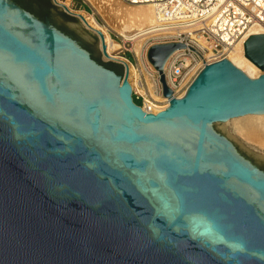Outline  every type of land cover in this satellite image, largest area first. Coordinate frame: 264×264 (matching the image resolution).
<instances>
[{
    "label": "water",
    "instance_id": "obj_1",
    "mask_svg": "<svg viewBox=\"0 0 264 264\" xmlns=\"http://www.w3.org/2000/svg\"><path fill=\"white\" fill-rule=\"evenodd\" d=\"M20 1L42 16L55 5L100 56L66 5ZM184 47L149 48L170 98L149 113L128 68L0 0V264H264V169L216 128L264 114V33L244 42L258 77L225 58L179 98L164 66Z\"/></svg>",
    "mask_w": 264,
    "mask_h": 264
},
{
    "label": "built area",
    "instance_id": "obj_2",
    "mask_svg": "<svg viewBox=\"0 0 264 264\" xmlns=\"http://www.w3.org/2000/svg\"><path fill=\"white\" fill-rule=\"evenodd\" d=\"M59 1L65 5L67 0ZM72 1L68 8L75 10ZM122 1L129 5H152L155 9L154 24L135 30L130 39H121L135 61L127 58L134 70L128 69L133 98L149 113L164 110L170 101L164 95L159 72L148 60L152 45L170 42L186 45L169 57L164 68L167 85L174 96L181 98L206 64L228 58L236 45L244 44L255 29L264 27V0ZM137 39H141L143 45L140 53L127 47Z\"/></svg>",
    "mask_w": 264,
    "mask_h": 264
},
{
    "label": "bare ground",
    "instance_id": "obj_3",
    "mask_svg": "<svg viewBox=\"0 0 264 264\" xmlns=\"http://www.w3.org/2000/svg\"><path fill=\"white\" fill-rule=\"evenodd\" d=\"M55 1L57 2V4H61L59 0ZM106 2L109 6H112L117 15L122 16L120 20H123V22H121L122 26L120 28V32H122L125 39H130L135 30L149 27L155 22V9L152 5H140L139 7L127 10L124 5L118 0H106ZM64 4L68 7L70 4V0H67ZM69 10L70 12H72V14L80 18L82 23L89 31H92L97 35H99V32L103 34L106 51L108 54V56L103 55L106 60L120 61L126 66V68H131V70L134 71L132 66L128 64L126 58L115 55V51L120 49L122 47V44L112 38L109 30L106 27H104L93 15H90L84 11H75L70 8ZM254 33H264V27L255 29ZM134 43L136 47L135 50L140 53L143 47L141 39L134 40ZM100 47L102 49L101 40ZM244 54V44L239 43L228 54V58L235 65L243 69L249 76L253 78L258 77L262 70L258 66H256L250 59L244 56ZM166 65L167 62L164 68L166 67ZM132 84H135L134 81L132 82ZM233 119H236L235 122L237 123L236 125L238 127V130L243 136L264 148V114H249Z\"/></svg>",
    "mask_w": 264,
    "mask_h": 264
},
{
    "label": "rangeland",
    "instance_id": "obj_4",
    "mask_svg": "<svg viewBox=\"0 0 264 264\" xmlns=\"http://www.w3.org/2000/svg\"><path fill=\"white\" fill-rule=\"evenodd\" d=\"M118 1H120L127 10H131L133 8L140 6V5H129V4H126L125 2H123L122 0H118ZM51 2L54 5L53 0H51ZM72 5H73V8L75 9V11H79V12L84 11L90 15H95V17L100 21V23L109 30L112 38L114 40L120 42L123 45V43L121 42V39H123L125 37L123 36L122 32H120L121 31L120 28L122 26L121 23L118 24L119 23L118 21H120L122 16L117 15L116 11L113 10L112 6L108 5L106 0H104V1L103 0H73ZM56 7L62 9L66 15L71 16L74 19H76L78 22H80V24L82 25V27L84 29L88 30L86 28V26L82 23L80 18H78L77 16H72V15L68 14L61 6H56ZM120 22H123V20H121ZM90 32H92V31H90ZM93 34L98 38L99 50H100V61H102L104 63L113 62V63L120 64L121 68H122V74H124L125 73V65L120 61L106 60L101 53L99 36L95 33H93ZM127 47L133 48V50L136 49L135 43L133 45H127ZM136 52H137V50H136ZM115 55H118L120 57L124 56V58L126 57V59L128 58V59L132 60L133 62H135L134 58H133V53L131 52V50L126 49L124 47V45H123V47H121L120 49L115 51ZM132 82H133V78H132ZM235 121H236V119H231L225 123H218V124H216V128L218 130L222 131L224 134H226L230 139H232L234 141V143L237 145V147L239 148V150L241 152H243L246 156L251 158L258 165L264 166V148L262 146H260L259 144L255 143V142L247 139L245 136H243L239 132L238 127L236 125L237 123ZM235 125H236V127H235Z\"/></svg>",
    "mask_w": 264,
    "mask_h": 264
},
{
    "label": "flooded vegetation",
    "instance_id": "obj_5",
    "mask_svg": "<svg viewBox=\"0 0 264 264\" xmlns=\"http://www.w3.org/2000/svg\"><path fill=\"white\" fill-rule=\"evenodd\" d=\"M20 4H22L24 7H26L27 9H29L30 11H32L33 13H35L36 15L40 16L41 18L43 19H50L55 25H57L60 29H62L63 31L69 33L70 35L74 36L75 38H77L78 40L81 41V43L88 49L90 50V52L92 53V55L98 59L100 61V56L95 52V50L93 49V47L87 43L86 41H84L83 39L79 38L73 31L69 30L67 27L63 26V25H59L58 23H56L54 20H53V17H52V13H53V8L54 6L48 4V8H49V13H46L45 15H40L39 13H37L36 11L28 8L25 4H23L22 2H20V0H17ZM115 69L117 72H119L116 68H113ZM120 73V72H119ZM262 169H264V166H261L259 165Z\"/></svg>",
    "mask_w": 264,
    "mask_h": 264
},
{
    "label": "trees",
    "instance_id": "obj_6",
    "mask_svg": "<svg viewBox=\"0 0 264 264\" xmlns=\"http://www.w3.org/2000/svg\"><path fill=\"white\" fill-rule=\"evenodd\" d=\"M48 3H49V1L50 0H46ZM21 2V1H20ZM29 8V7H28ZM45 13H49V8L47 7L46 9H44V11H43V14H45ZM109 67H111V68H116V66L114 65V64H112V63H106ZM117 69V68H116ZM118 70V69H117ZM120 72V71H119ZM121 73V72H120Z\"/></svg>",
    "mask_w": 264,
    "mask_h": 264
},
{
    "label": "crops",
    "instance_id": "obj_7",
    "mask_svg": "<svg viewBox=\"0 0 264 264\" xmlns=\"http://www.w3.org/2000/svg\"><path fill=\"white\" fill-rule=\"evenodd\" d=\"M124 57V56H123ZM126 58V57H125Z\"/></svg>",
    "mask_w": 264,
    "mask_h": 264
}]
</instances>
